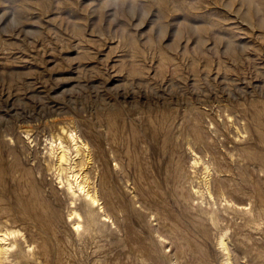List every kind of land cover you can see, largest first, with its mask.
Segmentation results:
<instances>
[{
	"label": "rangeland",
	"instance_id": "1",
	"mask_svg": "<svg viewBox=\"0 0 264 264\" xmlns=\"http://www.w3.org/2000/svg\"><path fill=\"white\" fill-rule=\"evenodd\" d=\"M226 113L246 132L205 154ZM64 120L90 144L113 222L94 211L88 226L77 199L71 231L68 196L48 189L34 156ZM187 144L210 162L211 196ZM0 184L6 226L33 246L6 264H223L222 231L231 261L264 264V0H0ZM32 188L54 217L12 215Z\"/></svg>",
	"mask_w": 264,
	"mask_h": 264
},
{
	"label": "bare ground",
	"instance_id": "2",
	"mask_svg": "<svg viewBox=\"0 0 264 264\" xmlns=\"http://www.w3.org/2000/svg\"><path fill=\"white\" fill-rule=\"evenodd\" d=\"M225 117L227 120L221 118V122H217L216 120L214 122H208V126L213 129L212 131H214V134L212 137L210 134L202 137L201 141L204 145L205 154L212 156L211 148H213L216 144L214 138L219 139L220 146L224 148V144L226 143L224 140H227V135H230L231 133V137L238 139L240 138V134L246 132L248 124L246 121H241L244 117H239L233 120L231 114L229 113H226ZM65 120L58 123L57 129L54 132H50L47 135L44 134L41 140L42 151L35 149L39 153L34 157L37 158L38 161L43 164L44 169L52 174L54 179H56V186H49L48 189L53 195H56L57 191L61 189L65 195L68 196L69 203L67 204V214L65 219L69 221V228L71 231L77 232L82 227L81 222L83 220V214L77 208V199H80L86 208V212L89 216L87 223L88 226L91 221H93L94 211L98 212V215L102 218V220L113 222L110 214L107 212L102 202L103 200L101 201L100 199L97 181V174L99 172L97 169L99 168H97L98 165L96 167V164L94 165L90 144L77 129V126L74 125L75 123L73 124L69 120V122ZM106 126L110 130V123H106ZM25 138L27 139L29 146L36 147L40 143L37 139L32 137L29 132L25 133ZM244 141L247 142L246 139ZM239 150L240 149H238L236 145H233L232 148L226 147L224 149V151L231 157L235 155L237 157H241L243 161L245 159L253 161V157L250 158V156L241 153ZM187 151L190 155L191 171L193 173L195 172L197 165L202 162L203 184L205 186V191L211 196L208 185L210 162L202 161L193 146L190 144H187ZM33 165H35V163H33ZM111 177V174H108L109 181H111ZM193 186L192 189H194V192H200L198 188H194ZM34 189L32 188L30 190V196L26 197V199L22 198L20 195L22 193L20 192L13 193L15 204L12 205V215L20 217V219L22 217L23 219L26 218L32 222L38 221L41 223L46 219L48 220L54 217V215H49L47 213V204L42 201ZM3 190L5 189H3V186L0 184V264H6L7 261H10L11 255H16L18 253H21L23 256L31 255L33 247L31 246V243L25 239L23 233L19 232L17 229H12L6 226L8 220L10 219V213L8 209H6L7 207L2 204L6 199ZM225 201L230 203L226 199ZM34 202L39 204L35 205ZM21 243H25V247L21 248ZM217 246L224 254L222 263L235 264L230 260V249L227 245L226 231H222L219 234Z\"/></svg>",
	"mask_w": 264,
	"mask_h": 264
}]
</instances>
